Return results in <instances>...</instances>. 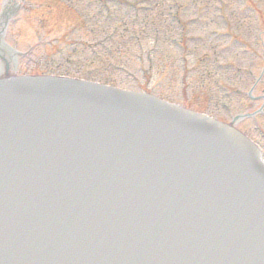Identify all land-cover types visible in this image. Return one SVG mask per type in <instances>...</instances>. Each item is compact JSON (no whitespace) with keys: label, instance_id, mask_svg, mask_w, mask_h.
Returning a JSON list of instances; mask_svg holds the SVG:
<instances>
[{"label":"rangeland","instance_id":"374dc122","mask_svg":"<svg viewBox=\"0 0 264 264\" xmlns=\"http://www.w3.org/2000/svg\"><path fill=\"white\" fill-rule=\"evenodd\" d=\"M56 1L52 12L45 10L40 19L33 21L30 12L21 9L10 23L7 41L26 54L20 60V73L72 65L81 70L69 74L74 77L105 81L121 88L145 89L178 103L182 95L185 100L194 95L193 100L201 104L193 108L205 110L207 104L211 107L208 112L226 119L219 107L223 100L220 91L215 86L212 90L200 87V83L189 79L187 70L191 76L198 57H210L208 63H197L203 67L212 65V60L250 67L251 57L257 56L261 61L264 58L259 45L264 32V0H60L62 4ZM101 2L103 7L99 6ZM31 5L34 10L42 6ZM131 37L139 38L140 45ZM212 51L218 53L216 58L211 57ZM95 52L100 58H95ZM225 53L230 56L229 62L219 56ZM183 65L186 71L181 81ZM261 67L262 63L257 73ZM205 69L196 72L201 83L209 80ZM204 90L206 96L200 98ZM246 105L249 107V102ZM231 106L234 114L241 111L239 105ZM248 123L249 135L264 147V135L256 134L251 121ZM259 124L264 131V123Z\"/></svg>","mask_w":264,"mask_h":264},{"label":"water","instance_id":"95a60500","mask_svg":"<svg viewBox=\"0 0 264 264\" xmlns=\"http://www.w3.org/2000/svg\"><path fill=\"white\" fill-rule=\"evenodd\" d=\"M6 84H9V83H6ZM0 86L4 87L5 85L2 82L0 83ZM126 103L131 104L132 101L127 99ZM111 122H112V118H106L103 121V125H104L103 128L105 129L107 126H109ZM229 135L230 133L218 134V138L216 142L220 144L216 147V150L222 153L223 149L226 150L227 148L231 147L232 141H230L231 138ZM74 141H76V139H74ZM3 143H4V138H1L0 136V147L3 145ZM75 144L76 143H71L70 145H66L62 149L55 151L53 155H51V157H53L52 160L56 159L57 165H54L53 162L51 161L47 163L44 167L39 164V166H37V171L39 172V174L26 170V168L22 169L20 165H15L12 163L11 169H13L15 173H17L18 175L16 179H12L7 176H5L4 179H0V188H1L0 202L2 201L4 202L6 199H13L11 190H13L15 182L19 183L27 178L32 182L30 184L27 183L26 185L22 184L21 188H27V186L39 187L43 189L44 191L45 190H52V191L55 190L57 192H60L61 194H65V187H66L65 181L70 180L71 183H73V185H71L72 188L78 189L79 186L84 188L81 196L80 197L74 196L76 198L72 200L73 204H83L84 203L83 210L77 208L78 211H84L83 215L85 216L91 215L90 210L86 211V208L93 209L96 213L95 215L100 214L103 217H106L107 215L110 216L111 214L117 213L116 205L124 206V204H119L121 200V195H120L121 192L118 191V198L115 200L117 202L116 203L114 202V200L107 198L106 196L100 194L97 191L91 192L90 187H89L90 185L89 180L93 178L91 174H88L87 178L83 177L85 181L77 179V177L80 176V174H76L73 160L76 159L77 157L80 158L81 160L83 157L79 156V153L75 154L76 152L74 151H76L75 149L77 148V145ZM84 145L85 144H82V146ZM95 149L97 150V147ZM63 153H64V156H60V154H63ZM197 156L194 159H192L193 160L192 163L190 162L188 165L190 170H193L195 168V171L193 172L194 177H192V171H191V175H190V172L188 171L183 172L181 174H179V172L176 173V175L179 177V181L173 184L171 187H169V189L173 190L174 188H176L177 190L184 189L185 191L183 194L179 193V195H176V196L174 195L170 198H167V195H164L166 199L170 200L169 203H172V200H175L174 202H179L182 204V201L180 199L177 200V198L182 197L185 194L188 195V187H185L186 183H193L194 181L202 183V182H205V180L207 179H209V182L206 185L207 191L209 192V194H211L212 196H218V197L223 196L224 190L226 189L225 186H226V181H227V177L223 173L224 171L221 170V172L217 174L206 172L205 180L201 179L202 181H200L198 177L196 176L195 172L197 169L201 171L202 166L206 163V161H202L201 165H199L200 161ZM67 157L72 159V161H69L68 163L67 161H64L63 165H61L62 164L60 163L61 159H64ZM98 157H99L98 159L100 158L103 159V164L101 165V167H107L108 165L114 164V162L116 161L113 154L112 153L110 154L108 152H104V153L100 152V154H98ZM189 161H191V159ZM4 162L6 161L4 160ZM115 164H116L115 169L117 170V173L115 174L111 173L107 175V178L105 179L106 182L103 185V188L106 190L113 189V186L116 182L118 181L126 182L129 178V172L121 170L120 165L118 163H115ZM93 165H94V168L98 167L97 163H93ZM111 167L112 166H109V168ZM2 170H3L2 167H0V172ZM70 170L72 171V174L69 173ZM169 170L172 172L173 175H175L174 168L172 166L171 168H169ZM93 172L95 171L93 170ZM136 178L143 183H146V181L148 180H150V182L152 181L151 179H149V177L145 173L141 174L139 177L136 176ZM129 182L130 184H132L131 183L132 181H129ZM219 186H224V187L221 189L219 188ZM159 189L165 190L164 187L160 186L158 188H155V191ZM250 191H251L250 192V198H251L250 203H252L253 205L259 204L254 209V212L255 213H258L259 211L264 212V198H257V197H264V176L263 175H258V182L256 185H250ZM156 192L159 193L158 191ZM251 193L257 197H254V196L252 197ZM152 196H154L152 192H146V193H143L141 197H144L147 200H151ZM62 199H65V197L62 196ZM87 201H90L92 203H89L87 205ZM147 205H148L147 203H142V201H140L139 199H135L130 203V207H127L126 210L127 212L128 211L136 212L138 209H145ZM153 205H154V208L152 209V211L145 212V215H148V213L150 212L149 216H146L147 219H149V221L152 219V217H154L157 214V211L155 209L159 208V206H157V202H154ZM190 206H193V205H190ZM202 206L204 207L203 209H201L198 206V204H197V208L194 206L197 209V213H192L194 211L189 208L188 210L187 209L178 210L176 213H174L173 209L169 207L163 208L164 213L173 214L172 215V219L174 218L173 223H171L169 228L172 229L174 234L176 235L175 237L177 240V244H179V247L182 251H184L186 248H188V250L189 249L204 250L206 248H209L210 246H212V249H214V246L216 247V243H217L216 241L218 240L220 235H222L219 225L216 224L210 218V216L206 215L205 213V211L209 209V203L205 202L202 204ZM231 208L233 209L234 207H231ZM123 212H124V208H123ZM209 213L212 214V210L209 209ZM191 214H197V215L191 216ZM19 215H20V212L15 213L13 215L12 222L15 227V230L12 236L13 239H14V236L16 235L15 231L20 227ZM24 217L26 219H29L30 213L26 211ZM244 217L245 219L242 220V222L239 225H234V223L229 222V225H227V227L231 228V232H234V228L236 232H244L243 230L252 231L253 229L257 228L261 235L260 237L262 239V242L264 243V227L262 223L260 222L259 217H256L254 213L252 212V210H250V208H247L244 210ZM166 219H171V218H168L166 216ZM166 219L164 221H166ZM82 224H83V228H87L89 224L91 223L89 219L87 218L86 221L82 222ZM76 225L77 223L73 224L71 229H73V227H75ZM169 238L174 239L173 235H170ZM97 239L101 241L100 237H97ZM35 240L37 242L43 241L39 235L35 237ZM92 241H93V238L91 237V235H87V233H83L77 239H72L71 237H69L67 243L69 245H72V243H74L76 248L78 249L77 250L78 252H85L87 249L92 248L91 246ZM166 241L167 239L163 238V243H165ZM107 243L110 249L114 248V253H120V250H121L123 254L125 253L127 254L126 259L121 261L123 264H125L128 261L129 255H132L133 253H135V251L131 249L129 246H127L123 240L109 239ZM221 246L223 247V245L220 243V245L218 246V249ZM125 249H126V252H125ZM100 250H107V248L102 247ZM54 256H55V253L53 252H50V253L47 252L43 255L44 259H47L46 263L57 264V262H54V260H56ZM86 256L84 257L85 262H89L90 264H96V260L87 259ZM81 257L82 256H78L76 258L82 261ZM52 258H53V261L50 260ZM262 264H264V260H262Z\"/></svg>","mask_w":264,"mask_h":264},{"label":"flooded vegetation","instance_id":"af4514ba","mask_svg":"<svg viewBox=\"0 0 264 264\" xmlns=\"http://www.w3.org/2000/svg\"><path fill=\"white\" fill-rule=\"evenodd\" d=\"M260 99H261V97L254 98L255 101H259Z\"/></svg>","mask_w":264,"mask_h":264}]
</instances>
